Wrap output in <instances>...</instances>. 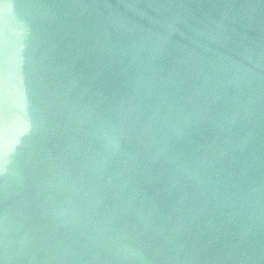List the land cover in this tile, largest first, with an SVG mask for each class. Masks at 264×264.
Segmentation results:
<instances>
[{"label": "water", "instance_id": "water-1", "mask_svg": "<svg viewBox=\"0 0 264 264\" xmlns=\"http://www.w3.org/2000/svg\"><path fill=\"white\" fill-rule=\"evenodd\" d=\"M0 264H264V0H0Z\"/></svg>", "mask_w": 264, "mask_h": 264}]
</instances>
